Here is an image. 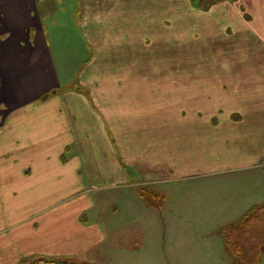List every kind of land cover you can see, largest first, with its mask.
<instances>
[{
	"label": "crops",
	"instance_id": "crops-1",
	"mask_svg": "<svg viewBox=\"0 0 264 264\" xmlns=\"http://www.w3.org/2000/svg\"><path fill=\"white\" fill-rule=\"evenodd\" d=\"M42 2L46 19L76 7L75 35L46 30L37 0H0V264L143 263L104 189L264 182V0ZM206 18L219 48L181 49Z\"/></svg>",
	"mask_w": 264,
	"mask_h": 264
},
{
	"label": "rangeland",
	"instance_id": "rangeland-1",
	"mask_svg": "<svg viewBox=\"0 0 264 264\" xmlns=\"http://www.w3.org/2000/svg\"><path fill=\"white\" fill-rule=\"evenodd\" d=\"M37 1L46 30L49 24V30L51 29L54 34L60 32L63 35H75L77 25L73 19L77 14L76 7L65 8L68 5L63 6L60 3L61 8L57 6V9H50L51 14L46 19L48 11L44 8L45 3L42 2L46 0ZM63 1L65 3V0ZM194 1L195 6L206 9L210 1L214 3L218 0ZM2 15L0 13V27ZM52 18L58 21L56 29L50 26ZM209 20L210 18H206L205 29H202L198 23L188 24L189 29L197 25L196 29L199 30L198 33L183 34L182 37L186 38L181 40V49L219 48L223 35L220 31L216 33L211 30L216 28L217 24H208ZM66 22H69V27L64 26ZM194 35L198 36L197 40L192 39ZM172 47V43L170 45L167 42V48ZM166 61L167 66H172L174 59L167 58ZM186 154V150L176 154L183 166L188 163L183 160ZM180 173L175 171L173 174L163 176L167 180L160 184L117 186L102 191V194L111 196L116 206L115 208L111 205L110 210L113 212L107 211L110 215L115 214V217L125 218L127 212H131V217L126 218L128 223L116 225V228H120L119 226L132 228L134 232V247L139 253L141 251L143 263L133 262L132 264H264V237L259 239L258 233L255 232H259L260 229L253 227L250 235L240 238L245 248L243 259L231 253L223 235L224 228L237 221L254 205L253 203H264V196L258 191L259 188L264 191L262 178L257 175L256 181H260V184L256 186L258 189H255L246 181L252 173L240 174L239 172L227 176L192 179L181 178ZM237 179L238 183H236ZM120 181L119 179L118 183H121ZM153 193L156 194L155 197ZM114 196L117 197L116 201ZM120 196H132V198L123 201L120 200ZM107 212L105 213L108 214ZM154 228H159V233L155 232Z\"/></svg>",
	"mask_w": 264,
	"mask_h": 264
},
{
	"label": "trees",
	"instance_id": "trees-1",
	"mask_svg": "<svg viewBox=\"0 0 264 264\" xmlns=\"http://www.w3.org/2000/svg\"><path fill=\"white\" fill-rule=\"evenodd\" d=\"M253 227L260 229L259 232H255L258 233L259 239H262L264 237V204L252 207L239 221L224 228L223 235L227 247L233 255L240 259H243L245 249L240 238L250 235ZM238 234L239 237H237ZM255 249L256 247L252 250L255 251Z\"/></svg>",
	"mask_w": 264,
	"mask_h": 264
}]
</instances>
